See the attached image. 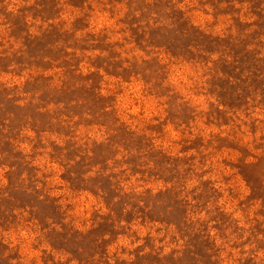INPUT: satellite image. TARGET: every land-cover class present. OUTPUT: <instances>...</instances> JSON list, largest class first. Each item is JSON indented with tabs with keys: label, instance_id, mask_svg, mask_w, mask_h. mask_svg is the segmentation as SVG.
<instances>
[{
	"label": "rangeland",
	"instance_id": "obj_1",
	"mask_svg": "<svg viewBox=\"0 0 264 264\" xmlns=\"http://www.w3.org/2000/svg\"><path fill=\"white\" fill-rule=\"evenodd\" d=\"M0 264H264V0H0Z\"/></svg>",
	"mask_w": 264,
	"mask_h": 264
}]
</instances>
